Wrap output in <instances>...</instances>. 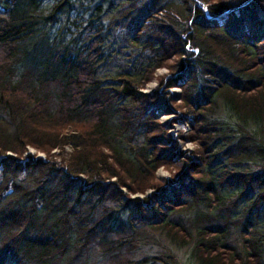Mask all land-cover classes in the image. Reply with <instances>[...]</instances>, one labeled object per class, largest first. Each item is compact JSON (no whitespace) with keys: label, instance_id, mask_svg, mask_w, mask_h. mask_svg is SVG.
Returning <instances> with one entry per match:
<instances>
[{"label":"trees","instance_id":"obj_1","mask_svg":"<svg viewBox=\"0 0 264 264\" xmlns=\"http://www.w3.org/2000/svg\"><path fill=\"white\" fill-rule=\"evenodd\" d=\"M0 264H264V0H0Z\"/></svg>","mask_w":264,"mask_h":264},{"label":"rangeland","instance_id":"obj_2","mask_svg":"<svg viewBox=\"0 0 264 264\" xmlns=\"http://www.w3.org/2000/svg\"><path fill=\"white\" fill-rule=\"evenodd\" d=\"M204 8V6H203ZM189 49H191L189 47ZM109 67H114V65H109ZM155 74L157 76H164V75H167L168 74V69L166 67H161V68H158L155 72ZM152 84V85H151ZM157 86V81L156 79H154L153 81H151L149 83V85H147L143 90L145 91L146 89V92L147 91H151L153 90L154 87ZM159 88H163V87H159ZM165 92L168 93V95H170L175 101H178L180 99V87L179 86H172V87H169L165 90ZM178 111H171L170 113L168 114H164L160 117V121L166 123L170 129V132L172 133H176L179 129H183L186 131H188L189 129V126L188 124H182V123H179L177 121H173L174 118H178ZM180 114V113H179ZM194 147V144L191 143L190 141H183V143H181V149L185 150V151H188V150H191L192 148ZM28 153H30V155H32L34 158H42V159H45V155L43 152H40V151H37L31 147H28V149L26 150V152H24V156H26ZM157 174L158 176H165V177H168V173L166 170H164L163 168H159L157 170ZM149 192V191H148ZM139 196H142V195H139Z\"/></svg>","mask_w":264,"mask_h":264},{"label":"water","instance_id":"obj_3","mask_svg":"<svg viewBox=\"0 0 264 264\" xmlns=\"http://www.w3.org/2000/svg\"><path fill=\"white\" fill-rule=\"evenodd\" d=\"M247 2H248V1H247ZM247 2H245L244 4H246ZM203 9L206 10L205 7H204ZM138 196H139V195H138Z\"/></svg>","mask_w":264,"mask_h":264},{"label":"built area","instance_id":"obj_4","mask_svg":"<svg viewBox=\"0 0 264 264\" xmlns=\"http://www.w3.org/2000/svg\"><path fill=\"white\" fill-rule=\"evenodd\" d=\"M147 89V88H146ZM146 89H145V91H146Z\"/></svg>","mask_w":264,"mask_h":264},{"label":"bare ground","instance_id":"obj_5","mask_svg":"<svg viewBox=\"0 0 264 264\" xmlns=\"http://www.w3.org/2000/svg\"><path fill=\"white\" fill-rule=\"evenodd\" d=\"M152 85V84H151Z\"/></svg>","mask_w":264,"mask_h":264}]
</instances>
